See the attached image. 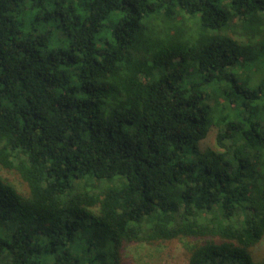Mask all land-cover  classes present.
<instances>
[{"label":"trees","instance_id":"trees-1","mask_svg":"<svg viewBox=\"0 0 264 264\" xmlns=\"http://www.w3.org/2000/svg\"><path fill=\"white\" fill-rule=\"evenodd\" d=\"M0 168V264H264V0H0Z\"/></svg>","mask_w":264,"mask_h":264},{"label":"rangeland","instance_id":"rangeland-1","mask_svg":"<svg viewBox=\"0 0 264 264\" xmlns=\"http://www.w3.org/2000/svg\"><path fill=\"white\" fill-rule=\"evenodd\" d=\"M32 15L29 14V17ZM218 127L213 125L208 137L201 143L202 151L213 150L223 152L217 145ZM0 176L16 186L25 193L23 185L12 173H8L0 168ZM255 255H264V241L258 246ZM115 264H188V251L182 241H173L159 245L147 244H127L119 254V259Z\"/></svg>","mask_w":264,"mask_h":264}]
</instances>
